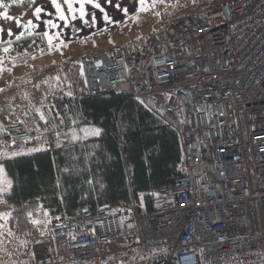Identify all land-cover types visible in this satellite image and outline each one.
Masks as SVG:
<instances>
[{
    "label": "built area",
    "instance_id": "2783aa9c",
    "mask_svg": "<svg viewBox=\"0 0 264 264\" xmlns=\"http://www.w3.org/2000/svg\"><path fill=\"white\" fill-rule=\"evenodd\" d=\"M114 33L110 27L106 38ZM77 35L72 27L70 39ZM51 69L0 94V108H10L0 156L29 141L43 140L49 150L68 139L71 114L43 85ZM65 71L72 98L127 92L170 127L181 146L179 173L153 189L158 197L148 211L132 196L131 205L77 216L45 207L46 223L26 229L14 261L264 264V0H207L198 14L69 58ZM37 108L63 123L49 129ZM118 140L124 149V135ZM126 180L131 189L127 171Z\"/></svg>",
    "mask_w": 264,
    "mask_h": 264
},
{
    "label": "trees",
    "instance_id": "16d2710c",
    "mask_svg": "<svg viewBox=\"0 0 264 264\" xmlns=\"http://www.w3.org/2000/svg\"><path fill=\"white\" fill-rule=\"evenodd\" d=\"M193 1L187 14H198L207 2ZM8 42L11 51L4 53ZM44 48L49 46L42 34H31L18 41L0 43V55L14 64L30 66L34 52ZM67 84L65 71L43 80L46 91L56 90L71 114L74 126L68 130V139L49 150L0 156V164L13 180L9 191L0 195L1 201L10 207L6 224L13 234H24L33 226L28 212L33 213L31 219L40 220L45 207L77 216L106 204L131 205L132 193L138 210L148 211L158 197L153 189L179 173L182 153L176 133L139 100L120 92L72 98L67 95L69 90L61 91ZM45 112L46 127L60 126L47 109ZM84 125L97 127L100 134L82 136L80 127ZM73 134L78 137L76 140H72ZM119 134L124 135V149L120 148ZM126 171L131 176V193Z\"/></svg>",
    "mask_w": 264,
    "mask_h": 264
},
{
    "label": "rangeland",
    "instance_id": "374dc122",
    "mask_svg": "<svg viewBox=\"0 0 264 264\" xmlns=\"http://www.w3.org/2000/svg\"><path fill=\"white\" fill-rule=\"evenodd\" d=\"M151 2V0H149ZM193 0H164V3H158L156 7L149 8L144 12L134 11L131 15L127 16L123 21H119L112 25L115 29V33L112 35V41H105L104 38L107 36L105 32L97 33L92 37L85 39L83 41L70 40L66 46L62 45L59 49H53L49 51V48H44L34 52L32 64L29 66L27 64H14L7 60V57L1 56L5 63L3 67L5 69H11V71L0 72V88H5L10 90L11 88H23L27 85L32 77L40 70L47 68H52L51 72L54 75L62 73L65 71L66 66L69 63V58L77 57L85 53L88 49L96 46H109L108 44L121 43L128 41L142 33H152L164 26L172 17L181 16L187 14L188 6L193 4ZM159 12L160 15L157 16L154 13ZM136 17V18H134ZM70 36V35H69ZM105 36V37H104ZM78 37V36H77ZM71 38V37H70ZM110 40V39H109ZM66 72V71H65ZM68 78V77H67ZM11 84V87L8 85ZM69 84L62 87L61 91H68ZM3 92H0V94ZM57 96L58 92L56 91ZM10 110V108H0V125L5 119V113ZM84 129L92 130L98 129L92 125H84L80 127V133L82 136H98L92 134H86ZM30 146H24L20 150L14 152L19 154H29L45 149V143L43 140L34 141ZM31 149H38L36 151H30ZM8 157L11 153H8ZM1 165V164H0ZM10 181V187H12L13 180L10 178L4 167L3 172L0 173V188L8 186L5 182ZM9 206L5 205L0 199V214H8ZM11 233V234H9ZM26 245L24 234H13L6 224L5 218H0V262L3 264H21L14 261V255L22 251ZM74 264H99L95 259L78 261Z\"/></svg>",
    "mask_w": 264,
    "mask_h": 264
},
{
    "label": "snow or ice",
    "instance_id": "6c2138e0",
    "mask_svg": "<svg viewBox=\"0 0 264 264\" xmlns=\"http://www.w3.org/2000/svg\"><path fill=\"white\" fill-rule=\"evenodd\" d=\"M22 2L23 0H11L12 4H17V3H22ZM27 2L30 4V6L34 4V0H27ZM50 3H51V6L55 8V16H56L55 20L50 18V19L42 21L41 13L44 12V9L40 6H35L34 11H33V16L35 17L36 21L41 22L45 27V31H43L42 33V38H45V37L47 38L49 51H52L53 49H59L62 45H64V41L60 39V35H61V32L63 31V28L61 27L59 22L62 21L64 27L70 26V20L75 21L77 20V18H79L80 22L85 26H89L91 24L96 23V19H97L96 13L87 12L86 7H85L86 5H91L93 9H98L101 13H103V21L106 24L118 23L117 21H114L112 17H110L107 14V12H105L104 7H102V3L113 5V0H62V2L61 0H50ZM134 3L136 5V12H144V11H147L149 8L154 9L158 3H164V0H151V2H149V0H134ZM74 4H78L79 7L78 8L74 7ZM65 5H66V10L64 7ZM114 6L118 11L122 12L124 16L129 15V9L127 7H122L120 0H115ZM8 8H9V5L4 3V0H0V9H3L2 11H0V19H3L5 21H14L17 29H22L21 31H19V34L15 35V39L17 41L20 40L26 34L31 35L32 31L39 27V24L34 23L33 20L31 19L27 20L26 22H23L19 17H14V16L9 15ZM66 11L68 15H66ZM45 14L48 15L49 17L53 15L52 13H45ZM154 14L157 16L160 15L159 12H155ZM88 17H90L91 19L89 20ZM47 29H59V31L50 33ZM3 31H4V28L0 26V32H3ZM77 31H79V29H77ZM7 34L8 36H13L14 35L13 30L11 28L7 29ZM137 39H139V37H137ZM8 43H9V47L3 48L4 53H9L11 51V43L10 42ZM32 58L34 59L35 57H32ZM25 62L27 63V61ZM4 63H5L4 59L0 58V72L5 71V70L10 72L11 69H5L3 67ZM55 79L59 81L60 78L56 77ZM44 83H47V81H44ZM11 86H12L11 84L8 85V87H11ZM36 86L38 87L39 85H36ZM4 91H6L5 88H0V92H4ZM71 94H72L71 92L67 93V95H71ZM35 111L38 113L39 119L41 121H44L45 124H47L48 117L46 116V114L43 111H41L39 108L35 109ZM56 115L59 116V113H57ZM20 123H23V121H20ZM60 123H63V120H61ZM31 130L32 129H29V131ZM47 130L48 129L45 128V131ZM82 131H84L86 134H92V135L100 134L99 129H92V130L84 129ZM56 135L59 137L60 133L57 132ZM77 138L78 137L75 134H73L72 140H76ZM12 142L16 143L15 140H13ZM58 146H59V141H58ZM36 150L38 149H31L30 151H36ZM3 155L8 156L9 154L4 153ZM16 155H19V153H16V152L11 153V156H16ZM2 172H3V165H0V173ZM5 183L8 186L0 188V195H3L4 193L9 191L11 182L6 181ZM43 215L45 217H48L49 216L48 211L44 210ZM27 216L29 217V222L33 224L34 226L43 225L46 223V221H43V220L31 219V217L33 216L32 212H28ZM6 217H7V214H0V218L6 219ZM55 219H60V217H56ZM40 235L41 237H43L44 232H41ZM39 242H42V241H38V243ZM33 258H35V253H33Z\"/></svg>",
    "mask_w": 264,
    "mask_h": 264
},
{
    "label": "crops",
    "instance_id": "0c3cea01",
    "mask_svg": "<svg viewBox=\"0 0 264 264\" xmlns=\"http://www.w3.org/2000/svg\"><path fill=\"white\" fill-rule=\"evenodd\" d=\"M62 2V0H61ZM4 3L9 5L8 8V13L11 16L14 17H19L23 22H26L27 20L31 19L33 20L34 23L39 24V27L35 30L32 31V34H42L43 31H45V27L44 25L39 22L36 21L35 17L33 16V11H34V7L35 6H40L44 9V12L41 13V20H47V19H56L55 16V8L51 6L50 0H34V4L30 6V4L27 2V0H23L22 3H17V4H12L11 0H4ZM121 6L122 7H127L129 9V15H131L134 11H136V5L134 3V0H120ZM115 0H113V5H108L106 3H102V7H104L105 12H107V14L112 17V19L114 21H123L124 19L127 18V16H124L122 12L118 11L115 6ZM65 10H66V5L64 6ZM74 7L78 8L79 5L78 4H74ZM86 11L87 12H95L96 13V23L95 24H91L89 26H85L83 25L79 18H77V20L75 21H71L70 20V26L68 27H64L63 22H59L61 27L63 28V31L61 32L60 35V39L64 41V45L70 43L69 41L70 39V29L72 27L79 29L78 31V39L77 41H83L85 39H88L90 37H92L93 35L97 34V33H103L112 27L113 24H106L103 21V13H101L98 9H93L91 7V5H86ZM3 9H0V11H2ZM45 13H52L53 15L51 17H49L48 15H46ZM66 15H68L67 11H66ZM128 15V16H129ZM70 18V17H69ZM88 19L90 20L91 18L88 17ZM0 26H2L4 28L3 32H0V43L6 42V41H11L15 39V35L19 34V31H21L22 29H17L16 24L14 23V21H5L3 19H0ZM11 28L13 30L14 35L13 36H8L7 34V29ZM50 33L51 32H55V31H59V29H47ZM27 35V34H26ZM25 35V36H26ZM105 37V36H104ZM46 43H47V38L45 37ZM105 41H112V39H107L106 37L104 38V42ZM48 44V43H47ZM110 45V44H108ZM32 144H29L28 146H30ZM27 146V147H28ZM23 148V147H22ZM127 181V180H126ZM128 184V183H127ZM129 187V186H128ZM130 193L132 190V186L131 189L129 187ZM130 196H132V193L130 194ZM23 234V233H22ZM21 235V234H19Z\"/></svg>",
    "mask_w": 264,
    "mask_h": 264
},
{
    "label": "bare ground",
    "instance_id": "6f19581e",
    "mask_svg": "<svg viewBox=\"0 0 264 264\" xmlns=\"http://www.w3.org/2000/svg\"><path fill=\"white\" fill-rule=\"evenodd\" d=\"M122 93L130 95V94L127 93V92H122ZM130 96H131V95H130ZM131 97H132V96H131ZM36 141H37V140H36ZM31 143H34V141L26 142L24 146H27V145H29V144H31ZM180 147H181V146H180ZM155 188H156V187H155ZM156 201H157V200H156ZM106 205H107V204H106ZM103 206H105V205H103ZM103 206H102V207H103ZM102 207H101V208H102ZM101 208H100V209H101ZM100 209H99V210H100ZM97 211H98V210H97Z\"/></svg>",
    "mask_w": 264,
    "mask_h": 264
},
{
    "label": "water",
    "instance_id": "95a60500",
    "mask_svg": "<svg viewBox=\"0 0 264 264\" xmlns=\"http://www.w3.org/2000/svg\"><path fill=\"white\" fill-rule=\"evenodd\" d=\"M98 64H99V62H98Z\"/></svg>",
    "mask_w": 264,
    "mask_h": 264
}]
</instances>
